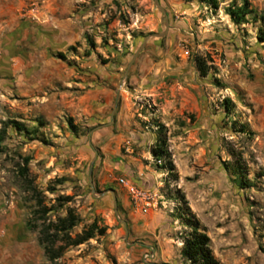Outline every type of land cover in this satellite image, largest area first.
Masks as SVG:
<instances>
[{
    "label": "rangeland",
    "instance_id": "rangeland-1",
    "mask_svg": "<svg viewBox=\"0 0 264 264\" xmlns=\"http://www.w3.org/2000/svg\"><path fill=\"white\" fill-rule=\"evenodd\" d=\"M157 1L0 0V129L15 120L32 130L8 125L0 142V264L45 263L25 228L23 168L41 190L56 188L48 200L73 197L75 231L94 218L107 226L68 249V264H186L185 207L219 264H264V25L231 21L224 9L243 0H219L215 12L200 0ZM247 2L264 16V0ZM51 22L70 29L43 30ZM163 97L176 100L164 117ZM158 123L177 177L163 169L152 189L161 203L143 211L117 179L150 188L141 171L158 168Z\"/></svg>",
    "mask_w": 264,
    "mask_h": 264
},
{
    "label": "trees",
    "instance_id": "trees-1",
    "mask_svg": "<svg viewBox=\"0 0 264 264\" xmlns=\"http://www.w3.org/2000/svg\"><path fill=\"white\" fill-rule=\"evenodd\" d=\"M200 1L206 3L213 12L219 8V0ZM224 11L236 25L248 23L251 18L255 22L259 20L264 25V16L254 14L253 10L249 8L247 0H243L241 4L232 1ZM59 55L64 57L62 54ZM196 66L200 75L205 76L206 71L201 67L199 59L196 60ZM223 107L227 112L230 108V100L224 99ZM8 125L19 133L28 134L32 131L28 130L22 122L10 120L0 129V142L3 140ZM157 126L156 138L150 147V153L154 159L162 160V164L157 167L167 170V175H171L173 179H176L171 154L167 147L165 128L161 123H158ZM239 131L251 134V131L247 130L245 126H241ZM232 171L239 187L250 186V182L241 176L240 165L235 166ZM20 176V187L26 194L27 199L32 202L29 215L25 221V228L37 233V241L45 258L44 264H68L63 259L68 249L86 243L92 238L105 235L107 226L97 218H94L88 224L82 225L80 230L75 231L82 220L74 206L69 205L73 197L57 195L53 200H48L45 191L54 193L56 190L54 186H48L45 191L41 190L34 183V179L29 175L27 168L20 171ZM55 183L60 184L61 182L55 180ZM179 200L181 203L186 204V200L182 195L179 196ZM185 210L187 213L180 216L187 228V231L180 235L182 242L180 256L182 260L186 264H219L211 250L210 238L205 229L188 207H185Z\"/></svg>",
    "mask_w": 264,
    "mask_h": 264
},
{
    "label": "built area",
    "instance_id": "built-area-1",
    "mask_svg": "<svg viewBox=\"0 0 264 264\" xmlns=\"http://www.w3.org/2000/svg\"><path fill=\"white\" fill-rule=\"evenodd\" d=\"M153 161L156 165L162 164L161 159H153ZM117 181L119 185L125 188L134 207L147 211L148 209L158 208L161 203L156 192L140 187L125 178H118Z\"/></svg>",
    "mask_w": 264,
    "mask_h": 264
},
{
    "label": "crops",
    "instance_id": "crops-1",
    "mask_svg": "<svg viewBox=\"0 0 264 264\" xmlns=\"http://www.w3.org/2000/svg\"><path fill=\"white\" fill-rule=\"evenodd\" d=\"M47 30V32H60V31H63V32H67L69 31V27H66V28H59L57 27L53 22L50 23V25H47V26H44L43 30ZM167 94V93H166ZM175 99L177 97V95H175V92L172 94ZM160 97V96H158ZM176 100L174 99H169L168 98H165L163 97L162 100H160L159 102V105H160V110H161V115L164 117L166 113H169L170 109H172L175 105H174V102ZM181 108H184V104L181 103ZM154 135V134H152ZM153 139L151 140L150 144L153 143ZM141 173L144 175V177L148 178V181H149V186L150 188H147V189H157L160 185H161V181H162V177H163V169H148V170H145L143 169L141 171ZM140 186V185H138ZM122 187V186H121ZM141 187V186H140ZM143 187V186H142ZM146 188V187H144ZM125 189V188H124ZM127 205L129 208H134L133 206H131V203L127 201ZM154 213V212H153Z\"/></svg>",
    "mask_w": 264,
    "mask_h": 264
},
{
    "label": "water",
    "instance_id": "water-1",
    "mask_svg": "<svg viewBox=\"0 0 264 264\" xmlns=\"http://www.w3.org/2000/svg\"><path fill=\"white\" fill-rule=\"evenodd\" d=\"M155 2H156V4H158V1H157V0H155ZM166 27H167V26H166ZM163 34H164V32L157 34V36H162ZM146 40H147V39H145V41H146ZM109 192H110L112 195H114L113 190H109ZM114 204H115V198H114ZM115 210H116V206H115Z\"/></svg>",
    "mask_w": 264,
    "mask_h": 264
}]
</instances>
